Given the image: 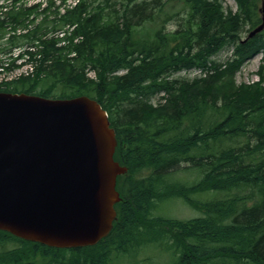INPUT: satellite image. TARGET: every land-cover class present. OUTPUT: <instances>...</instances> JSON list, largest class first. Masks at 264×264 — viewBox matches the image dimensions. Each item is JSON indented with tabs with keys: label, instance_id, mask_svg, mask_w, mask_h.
Wrapping results in <instances>:
<instances>
[{
	"label": "trees",
	"instance_id": "1",
	"mask_svg": "<svg viewBox=\"0 0 264 264\" xmlns=\"http://www.w3.org/2000/svg\"><path fill=\"white\" fill-rule=\"evenodd\" d=\"M28 1L0 0V91L96 100L115 131L114 159L128 171L118 177V220L98 244L56 250L0 231V247L15 245L0 250V264H111L112 253L150 244L167 248L172 264H264V86L214 82L264 50V29L238 41L260 24L259 0H234L235 12L220 0ZM160 19L178 24L170 33L144 28ZM226 42L237 57L226 69L211 61L204 78L166 77L205 67ZM182 164L200 172L191 186L173 177ZM210 192L200 202L190 196ZM171 198L201 215H158Z\"/></svg>",
	"mask_w": 264,
	"mask_h": 264
},
{
	"label": "water",
	"instance_id": "2",
	"mask_svg": "<svg viewBox=\"0 0 264 264\" xmlns=\"http://www.w3.org/2000/svg\"><path fill=\"white\" fill-rule=\"evenodd\" d=\"M261 24L264 27V1ZM115 134L87 97L0 93V230L53 247L96 244L111 228Z\"/></svg>",
	"mask_w": 264,
	"mask_h": 264
},
{
	"label": "rangeland",
	"instance_id": "3",
	"mask_svg": "<svg viewBox=\"0 0 264 264\" xmlns=\"http://www.w3.org/2000/svg\"><path fill=\"white\" fill-rule=\"evenodd\" d=\"M31 0L27 4H32ZM58 3L59 0H56ZM223 8L231 9L232 12L236 11V3L234 0H220ZM119 2L121 0H93V4L97 5L101 3L102 5H116V8H120ZM72 5L71 1H68V6ZM161 19L154 24L145 23L144 28L153 33L154 30L163 28V31L166 33L173 32L175 27L178 24L176 19L172 21H166L164 25L160 24ZM245 32L240 33V38L245 36ZM232 43L226 42L222 47H220L211 57L212 61H216L220 63L223 69H226V65L228 62L232 65V60H236V49L231 45ZM27 68L22 69L20 71H15L12 73V76H15L21 72H24ZM207 66L203 69L192 68L191 70H179L174 71L166 75V77L186 80L188 82L195 81L197 79L204 78L207 75L206 72ZM119 73H123L122 71ZM201 73V74H200ZM211 73V72H210ZM216 81V82H215ZM215 85L217 87H222V85H233L239 87L241 85H251L255 83H262L264 86V52L258 53L250 57V59L245 60L244 64L234 70L233 72H225L220 79L214 80ZM193 89H190L192 92ZM163 101L162 94H158L151 99V103L154 107L161 105ZM177 173L173 175V177L177 178V180L181 183H185L187 186H191L194 182L200 179V172L198 170H187L186 165L182 164L176 169ZM199 172V173H198ZM140 176L139 173L136 174ZM186 188V186H183ZM189 193V192H188ZM195 193V191H194ZM198 195H190L191 198L195 201H204L210 199L213 194L210 193H197ZM198 204V203H197ZM199 205V204H198ZM156 213L160 216H164L167 218H175L181 221H189L196 217L200 216V213L197 209H194L190 206V204L186 203L182 199L171 198L164 202L160 203L159 209ZM156 215V214H155ZM147 227V224H146ZM9 242H5L1 245L0 250H9L11 249ZM116 258V257H114ZM174 261V257L172 253L165 247H161L159 245L150 244L143 245L140 249L134 250L129 249V253L124 254L123 256L118 257L114 260L113 264H172Z\"/></svg>",
	"mask_w": 264,
	"mask_h": 264
},
{
	"label": "bare ground",
	"instance_id": "4",
	"mask_svg": "<svg viewBox=\"0 0 264 264\" xmlns=\"http://www.w3.org/2000/svg\"><path fill=\"white\" fill-rule=\"evenodd\" d=\"M76 4V3H75ZM75 4H73V5H75ZM73 5H70V6H73ZM115 19V18H114ZM135 20V19H134ZM113 28V27H112ZM110 30V29H109ZM125 31V30H124ZM119 32V31H118ZM114 33V32H113ZM115 41V40H114ZM121 47V46H120ZM122 48V47H121ZM130 55V54H129ZM145 56V55H144ZM161 57V56H160ZM183 57V56H182ZM147 58V57H146ZM213 60V59H212ZM131 61V60H130ZM168 61V60H167ZM175 61V60H174ZM166 63V62H165ZM211 63V62H210ZM241 64V63H240ZM218 65V64H217ZM239 68V67H238ZM174 70V69H173ZM208 70V69H207ZM207 70H206V72H207ZM209 71V70H208ZM201 74V73H200ZM113 76V75H112ZM124 77V76H123ZM165 77V76H164ZM174 89V88H173ZM132 134V133H131ZM140 140V139H139ZM157 146V145H156ZM205 163V162H204ZM239 254V253H238ZM241 254V253H240ZM237 255V254H236ZM246 255V254H245ZM244 255V256H245ZM248 255V254H247ZM241 256V255H240ZM174 257V256H173Z\"/></svg>",
	"mask_w": 264,
	"mask_h": 264
}]
</instances>
